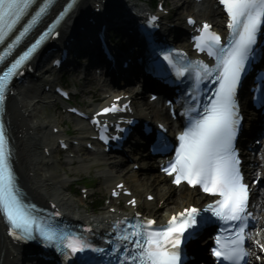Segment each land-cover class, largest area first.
I'll list each match as a JSON object with an SVG mask.
<instances>
[{
	"label": "snow or ice",
	"instance_id": "obj_1",
	"mask_svg": "<svg viewBox=\"0 0 264 264\" xmlns=\"http://www.w3.org/2000/svg\"><path fill=\"white\" fill-rule=\"evenodd\" d=\"M32 2L33 0H0V42L4 41L5 31L11 32L21 22ZM220 3L229 17L227 27L231 30V39L227 45H222L221 37L210 31L211 26L207 23L195 38L196 47L215 58L214 66L210 67L202 61L186 62L182 54H178V59L174 58L170 51L160 53L177 78L188 74L194 79V92L190 94L194 106L188 112L189 124L179 135V146L174 149L175 158L164 171L175 175L174 182L177 185L187 182L193 187L201 186L204 192L218 195L220 199L204 209L185 208L173 215L166 225L156 228H153L156 221L151 219L141 221L137 217L136 222H129L127 218L116 221V239L107 242L113 247L108 250L94 246L82 233L56 228L51 219L35 213L34 205L25 203L18 191L5 125L0 122V213L11 225L12 234L16 238L25 241L39 238L44 247L55 248L68 261L80 254V264H102L101 260L85 256L86 253L103 256L121 252L123 254L117 264H182L181 246L185 243L186 234L194 235L201 226V219L205 222L211 219L204 214L211 213V216L231 225L227 242L222 243L219 235L216 237L217 247L212 249L213 254L227 264H247L246 257L250 253L244 247V242L250 236L246 237L245 231L252 214L247 211L249 186L244 182L240 160L234 147L240 124L236 94L253 46L257 42V34L264 26V0H220ZM44 11L45 8H40L23 27L17 40L37 23ZM155 19L153 17L152 21ZM189 23L195 21L190 19ZM50 33L51 29L44 36ZM44 36H41V40ZM39 43L38 40L0 75V104L5 102L10 78L19 74L18 69ZM205 81L218 84V87L214 97H209L201 111V106L195 104V101L200 86ZM261 84L264 85V81ZM259 91L257 102L264 106V86ZM119 99L118 97L117 100ZM124 109L127 110V105ZM119 110L120 106L114 103L103 109L101 114ZM193 111L196 112L195 116L192 115ZM94 122L99 124L98 120ZM160 128L162 133H166L163 126ZM101 138L107 140L105 136ZM159 147L168 148L163 136ZM131 203L135 204V201ZM256 243L264 249V244L259 241Z\"/></svg>",
	"mask_w": 264,
	"mask_h": 264
},
{
	"label": "bare ground",
	"instance_id": "obj_2",
	"mask_svg": "<svg viewBox=\"0 0 264 264\" xmlns=\"http://www.w3.org/2000/svg\"><path fill=\"white\" fill-rule=\"evenodd\" d=\"M94 0H84L82 3L78 5L76 10L71 14L67 22L73 21L76 18H81L82 12L86 9L84 3H93ZM98 1L95 0V3ZM186 10H189V7H183ZM218 10L212 8L208 10L205 15L213 16L217 15ZM216 19V18H215ZM216 21V20H215ZM218 22L216 21V26ZM102 91L104 94L116 95L118 90H116L112 85L105 87L101 85ZM142 93H136L133 95L134 100H138L135 102L137 106L139 104H143L141 99ZM21 101H14L12 104V114L16 120H20V128L18 129V134H21L22 137H17V161L18 167L22 176V180L24 184L29 188L30 192L34 195L40 197L41 199H56L61 205H63L69 212H73L74 215L80 216L84 219H88L89 221L96 222L98 227H103V224L106 219L110 216L111 212L109 209L103 211L100 215H88L86 211L79 212L76 211L75 202L72 197L68 193V189L71 183V177L76 176L82 173H89L92 169L97 168V172L100 175V171L103 174H110V168L117 169L119 171L118 179L114 177V174H108L104 179L105 185L107 187L113 186L118 180L125 179L129 185H131L132 189L136 192V195L140 198H143V192L145 191V196L147 194H154L158 199V202L154 206L153 203H146L145 201L140 200V204L142 207L147 208L151 207L150 216L161 219L164 221L172 212L177 211L181 207L188 204V202H193L194 200L203 199L204 196L198 190H183L182 187L176 189L170 183H168V179L163 177L160 174H154L157 170L156 166L150 165L145 167L142 166V171L139 173H135L134 175H130L129 171L133 168V165L137 163V159L133 163L117 164L112 161L102 162L98 159L90 158L86 163L72 166L67 160L64 162V165L68 166L67 170H64L62 173L58 170L57 162H55L50 157H44L43 152L40 151V147L44 145L45 147H49L53 149V141L50 139L52 136L49 132L48 134L45 132L43 136L38 137L40 132L39 130L46 129V124L50 122H43L41 120V112L42 108L37 102L36 96L33 91L28 88H21L19 92V99ZM105 102H103L104 104ZM146 105L149 110H161L160 107H157L155 103H148ZM142 114L144 112L142 111ZM54 122V121H53ZM56 126L53 125L50 127L51 130ZM17 128H14L16 130ZM37 136V138H36ZM49 137V138H46ZM263 161L258 164L259 167V175L263 174L260 172L262 169ZM110 167V168H109ZM65 169V168H64ZM126 172V174H124ZM254 174H250V178H254ZM255 179V178H254ZM262 203V220L260 224L264 227V195L260 197ZM163 201L161 205L159 202ZM80 210V207L78 208ZM83 213L81 215H78ZM262 243H264V233L261 236H257ZM2 257H0V264H12L16 259L17 249L8 243L7 241H3L2 246ZM255 264V263H253Z\"/></svg>",
	"mask_w": 264,
	"mask_h": 264
},
{
	"label": "rangeland",
	"instance_id": "obj_3",
	"mask_svg": "<svg viewBox=\"0 0 264 264\" xmlns=\"http://www.w3.org/2000/svg\"><path fill=\"white\" fill-rule=\"evenodd\" d=\"M171 5H172V2H171ZM91 102H89V103H91ZM40 115L43 119H46V120H49L51 118V119H56L59 122H63V119H64V118L58 116V114L54 110H46L45 112H41ZM62 166H63L62 164H59V168H60L59 172L60 173H62L64 170L68 169V166H65V167H62ZM63 168H65V169H63ZM96 175H97L96 171L91 170V172L89 174H82L80 176H73L72 180L73 179H81V180H86V182H93V183H95V185H97L98 180L96 178ZM104 194L105 193H102V194H100V196H102ZM69 195L72 197L73 201L75 202V205H73L75 207H72V208H75V210L79 211V212L86 211L87 214H94V211H93L90 203H84L83 200H81L80 198H77L75 195H72L70 193H69ZM79 207H80V210L78 209Z\"/></svg>",
	"mask_w": 264,
	"mask_h": 264
}]
</instances>
